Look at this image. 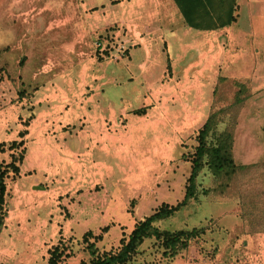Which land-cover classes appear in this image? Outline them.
<instances>
[{
  "label": "rangeland",
  "instance_id": "rangeland-1",
  "mask_svg": "<svg viewBox=\"0 0 264 264\" xmlns=\"http://www.w3.org/2000/svg\"><path fill=\"white\" fill-rule=\"evenodd\" d=\"M45 1L48 0H0V20L7 23L9 19L11 26L9 40L6 31L0 34L3 38L0 43V141L18 139V132L25 128L23 121L32 116V120L35 117L44 119L47 127L44 143L49 146L47 152H32L28 158L31 145L37 141L32 138L28 143L27 134L20 174L7 178L0 264H47L49 249L59 244L64 247V253L57 264H83L89 259L83 242L87 231L96 235L102 233V239L96 242L100 253L116 251L121 237L131 231L137 220L163 203L174 205L183 198L191 169L185 155L191 153L197 143L194 136L199 128L181 139V147L173 154L156 156L150 149L151 144L142 138L137 140L139 153H136L127 120L119 115L121 117L115 121H106L96 137H81L84 132L78 134L71 153L61 151L62 147L61 150L55 148V145L70 144L68 140L75 139L69 124L61 125L54 120L62 114L58 107L59 95L66 96L67 103L72 99L74 89L70 90V83L64 91L57 88L59 77L62 73L69 74L70 69H56L59 62L53 54L44 61L41 59L39 69L19 67L26 59L23 55L28 37L23 31L24 19L36 16ZM69 2L64 0L63 18L76 10H79V17L83 13V19L84 15L89 18L96 13L84 11L81 5L77 8L75 2L69 7ZM89 12L92 16H88ZM94 19L95 16L87 20ZM118 23L114 20L105 32L92 33L88 40L92 51L84 50L87 42H80L83 48L78 57L81 59L89 53L96 58L115 60L114 53L112 56L107 52L99 53L95 42L97 39L115 41L109 36V29L120 30ZM32 60L37 62L39 58ZM78 72L82 83L85 79L80 80V77L87 72L84 74L82 69ZM85 87L81 84L78 89L79 109L86 107L83 105L89 91ZM222 93V102L228 105L232 101V85L226 83ZM134 110L129 113L136 114ZM63 133L65 138L61 136ZM145 158H151V162ZM2 159L9 160L8 152L0 154ZM262 161L264 159L253 163ZM261 170L254 168L241 175L240 192L230 190L221 196L202 193L203 188L214 186L212 174L204 169L197 178V199L156 224L170 230L203 226L205 232L190 241L186 249L173 255L164 254V248L154 238L146 239L134 252L130 264H264V217L250 216L256 206L255 209H264ZM105 226L108 229L103 232Z\"/></svg>",
  "mask_w": 264,
  "mask_h": 264
},
{
  "label": "crops",
  "instance_id": "crops-1",
  "mask_svg": "<svg viewBox=\"0 0 264 264\" xmlns=\"http://www.w3.org/2000/svg\"><path fill=\"white\" fill-rule=\"evenodd\" d=\"M235 1V20L214 29L189 26L175 0H70L69 7L75 2L77 8L81 5L84 11H96L94 21H90V12L88 16L92 17L84 15L83 19V13L79 17V10L63 18L64 0L45 1L36 16L24 19L26 59L19 67L39 69L40 61L53 54L59 62L56 69H70V75L62 73L59 77L57 88L64 91L70 83V90L74 89L72 99L67 103V97L59 95L62 114L54 120L69 124L75 139L55 148L71 153L78 134L96 137L106 121L122 115L136 153L137 140L142 138L151 144L156 156L173 154L181 147V139L189 137L206 120L216 85L227 82L234 91L233 84L238 81L250 94L238 114L233 156L242 164L263 160L264 0ZM114 20L122 32L109 29V36L127 42L125 56L112 60L85 53L80 59L83 45L79 43L87 42L84 50L92 51L88 41L92 33L105 32ZM9 22L0 20V34L6 31L8 40ZM2 39L0 35V43ZM36 57L37 62L32 60ZM78 69L87 72L80 77L85 79L82 83ZM81 84L89 91L83 109L78 108ZM139 108H145V112L129 113ZM44 123L43 118L35 117L29 126L28 143L32 138L37 143L31 145L28 158L32 152L49 150L44 143ZM145 160L151 162V158Z\"/></svg>",
  "mask_w": 264,
  "mask_h": 264
},
{
  "label": "trees",
  "instance_id": "trees-1",
  "mask_svg": "<svg viewBox=\"0 0 264 264\" xmlns=\"http://www.w3.org/2000/svg\"><path fill=\"white\" fill-rule=\"evenodd\" d=\"M185 22L198 29H214L232 23L235 20V0H175ZM227 82L216 85L212 104L206 120L195 133L196 145L194 150L185 157L190 161L191 169L186 179L183 198L174 205L161 204L151 214L135 222L127 235L120 239V247L116 251L100 253L96 242L102 239V233L96 235L87 231L83 235V242L89 252V259L83 264H130L131 258L146 239L154 238L156 243L164 248V254H176L181 249H186L195 238L205 232L203 226L192 228H180L175 230L161 229L156 223L165 220L176 212L189 206L191 200L197 199L200 173L207 169L213 176L214 186L203 188L202 193L208 195L225 196L239 191L240 177L250 169H262L264 174V161L260 163H237L233 156L234 132L238 114L244 105L250 92L247 86L241 82H235L232 101L227 105L222 102L223 86ZM145 108L135 109L134 113L143 114ZM32 116L24 120L25 128L18 132V139L8 142L0 141V154L8 152L9 160H0V231L4 226L6 217L5 206L7 201V178L17 177L20 174L21 164L26 154V135ZM222 125V128H220ZM257 208V206L255 207ZM253 208L252 217L263 216L264 209ZM259 213L260 216L258 215ZM264 227V224H263ZM108 226L102 231H107ZM64 253V247L60 244L49 249L47 264H57Z\"/></svg>",
  "mask_w": 264,
  "mask_h": 264
},
{
  "label": "built area",
  "instance_id": "built-area-1",
  "mask_svg": "<svg viewBox=\"0 0 264 264\" xmlns=\"http://www.w3.org/2000/svg\"><path fill=\"white\" fill-rule=\"evenodd\" d=\"M112 38L115 41L109 42V41H102L101 39H97L95 42V48L101 54H104L107 52L108 55H110L111 53H114L113 56L112 54L110 56L112 57L115 56L116 59H120L123 56H125L126 51L128 50L127 42L116 36H113Z\"/></svg>",
  "mask_w": 264,
  "mask_h": 264
}]
</instances>
